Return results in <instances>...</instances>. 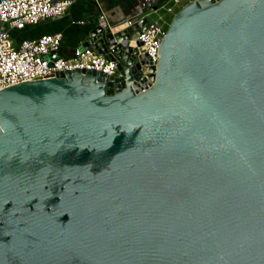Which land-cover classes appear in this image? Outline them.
<instances>
[{"label":"water","instance_id":"water-1","mask_svg":"<svg viewBox=\"0 0 264 264\" xmlns=\"http://www.w3.org/2000/svg\"><path fill=\"white\" fill-rule=\"evenodd\" d=\"M148 24L0 90V264H264V0Z\"/></svg>","mask_w":264,"mask_h":264},{"label":"built area","instance_id":"built-area-1","mask_svg":"<svg viewBox=\"0 0 264 264\" xmlns=\"http://www.w3.org/2000/svg\"><path fill=\"white\" fill-rule=\"evenodd\" d=\"M72 3V0H0V90L95 53L90 48L78 46L70 58H63L60 55V33L28 40H16L11 36V30H22L50 17L63 15ZM180 3L181 0H172L165 8L170 19ZM170 19L160 15L155 21H149L147 29L140 35L168 25ZM99 20H106L105 15L101 14Z\"/></svg>","mask_w":264,"mask_h":264},{"label":"crops","instance_id":"crops-1","mask_svg":"<svg viewBox=\"0 0 264 264\" xmlns=\"http://www.w3.org/2000/svg\"><path fill=\"white\" fill-rule=\"evenodd\" d=\"M191 0H181L176 12ZM72 5L60 16L50 17L34 26H26L22 30H11L16 40L35 39L42 35H62L60 55L70 58L73 50L82 46L95 20L100 15L117 25L114 31L120 30L129 21L147 17L155 21L160 15L170 19L165 12L172 0H72ZM83 22V23H78Z\"/></svg>","mask_w":264,"mask_h":264},{"label":"rangeland","instance_id":"rangeland-1","mask_svg":"<svg viewBox=\"0 0 264 264\" xmlns=\"http://www.w3.org/2000/svg\"><path fill=\"white\" fill-rule=\"evenodd\" d=\"M171 20V19H170Z\"/></svg>","mask_w":264,"mask_h":264}]
</instances>
